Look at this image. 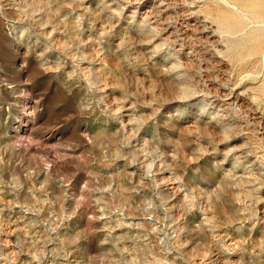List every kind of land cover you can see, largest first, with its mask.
Returning <instances> with one entry per match:
<instances>
[{
    "label": "rangeland",
    "instance_id": "obj_1",
    "mask_svg": "<svg viewBox=\"0 0 264 264\" xmlns=\"http://www.w3.org/2000/svg\"><path fill=\"white\" fill-rule=\"evenodd\" d=\"M0 264H264V0H0Z\"/></svg>",
    "mask_w": 264,
    "mask_h": 264
},
{
    "label": "bare ground",
    "instance_id": "obj_2",
    "mask_svg": "<svg viewBox=\"0 0 264 264\" xmlns=\"http://www.w3.org/2000/svg\"><path fill=\"white\" fill-rule=\"evenodd\" d=\"M165 1V0H164ZM162 6V5H161ZM161 6H158V7H160L161 8ZM165 9V8H164ZM197 17V16H196ZM193 18V17H192ZM201 18V17H200ZM194 20H196V19H194ZM196 22V21H195ZM210 35V34H209ZM33 109V108H32ZM24 133H29V131H27V130H25L24 131Z\"/></svg>",
    "mask_w": 264,
    "mask_h": 264
}]
</instances>
